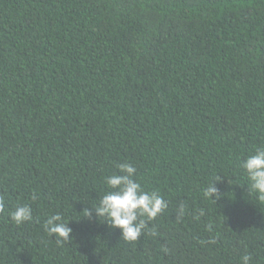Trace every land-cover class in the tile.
Returning a JSON list of instances; mask_svg holds the SVG:
<instances>
[{"label":"trees","instance_id":"1","mask_svg":"<svg viewBox=\"0 0 264 264\" xmlns=\"http://www.w3.org/2000/svg\"><path fill=\"white\" fill-rule=\"evenodd\" d=\"M262 146L264 0H0V264H264ZM125 162L168 201L134 242L92 208Z\"/></svg>","mask_w":264,"mask_h":264},{"label":"clouds","instance_id":"2","mask_svg":"<svg viewBox=\"0 0 264 264\" xmlns=\"http://www.w3.org/2000/svg\"><path fill=\"white\" fill-rule=\"evenodd\" d=\"M250 181V190L264 199V146L258 148L254 154L249 155L241 164ZM119 171L105 178V184L109 189L99 199V203L92 207L96 216L104 217L107 224L114 229H119L121 236L128 242L137 241L148 222L154 220L168 208V201L157 191H145L141 183L135 179L137 169L129 162L117 165ZM248 187V189H249ZM205 198L212 201L215 196L219 199L221 194L214 187V180L204 189ZM31 199H38L33 193ZM215 202V201H214ZM4 210V199L0 196V211ZM86 216H92V211L85 210ZM184 214L183 206L178 210V216ZM11 220L16 225L29 222L33 219V209L29 204L18 205L10 213ZM200 215H204L203 210ZM45 232L62 244L70 240L72 229L68 222H64L62 216L57 213L48 217L44 222ZM155 234V233H153ZM242 264H249L250 255H244Z\"/></svg>","mask_w":264,"mask_h":264}]
</instances>
